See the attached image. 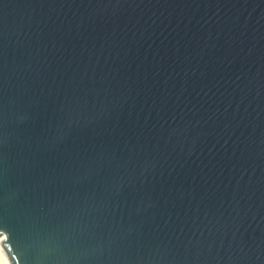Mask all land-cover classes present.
I'll return each instance as SVG.
<instances>
[{"label":"water","instance_id":"1","mask_svg":"<svg viewBox=\"0 0 264 264\" xmlns=\"http://www.w3.org/2000/svg\"><path fill=\"white\" fill-rule=\"evenodd\" d=\"M9 264H264V0H0Z\"/></svg>","mask_w":264,"mask_h":264},{"label":"bare ground","instance_id":"2","mask_svg":"<svg viewBox=\"0 0 264 264\" xmlns=\"http://www.w3.org/2000/svg\"><path fill=\"white\" fill-rule=\"evenodd\" d=\"M0 264H9L5 253L3 252L1 245H0Z\"/></svg>","mask_w":264,"mask_h":264}]
</instances>
